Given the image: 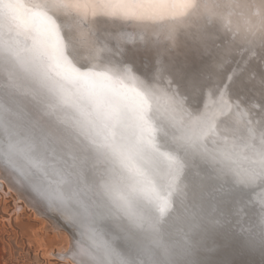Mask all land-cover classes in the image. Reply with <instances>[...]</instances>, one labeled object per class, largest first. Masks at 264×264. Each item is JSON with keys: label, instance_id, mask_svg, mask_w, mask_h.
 I'll use <instances>...</instances> for the list:
<instances>
[{"label": "snow or ice", "instance_id": "snow-or-ice-1", "mask_svg": "<svg viewBox=\"0 0 264 264\" xmlns=\"http://www.w3.org/2000/svg\"><path fill=\"white\" fill-rule=\"evenodd\" d=\"M181 37L210 64L174 61ZM257 59L264 0H0V160L92 237L108 222L106 264H264Z\"/></svg>", "mask_w": 264, "mask_h": 264}, {"label": "rangeland", "instance_id": "rangeland-1", "mask_svg": "<svg viewBox=\"0 0 264 264\" xmlns=\"http://www.w3.org/2000/svg\"><path fill=\"white\" fill-rule=\"evenodd\" d=\"M6 182L0 178V264H74L63 256L70 238L60 224L18 197Z\"/></svg>", "mask_w": 264, "mask_h": 264}, {"label": "bare ground", "instance_id": "bare-ground-1", "mask_svg": "<svg viewBox=\"0 0 264 264\" xmlns=\"http://www.w3.org/2000/svg\"><path fill=\"white\" fill-rule=\"evenodd\" d=\"M218 43H220V41H218ZM128 47L130 50L125 55L126 59L134 58L137 61V64L141 67L150 64L151 58L153 56V52L151 50L145 49L143 47L136 50H131V46ZM169 55L177 63L191 64L194 69L202 68L211 62L209 56L199 54L190 46V44L183 42L182 37L178 43V46L173 49ZM240 62L241 57L234 54L231 67H236ZM249 68L256 74L257 78L261 73H264V63H261L259 59L253 61L252 64L249 65ZM3 79L4 76L2 73H0V82H2ZM186 104L189 108H195L196 106L202 107L200 95H189ZM0 178L5 182L7 181L8 183H6L10 185L9 187H13V190L15 189L18 197L20 196L23 198L26 203L34 207L42 215L46 214L52 216L53 219H55L60 224L64 232H66L70 238V248L68 252L65 251L66 254L63 252V254H65H62L63 256H67L68 259L70 258L74 264H95V262H93L89 257L79 254V249L84 247L92 250L101 261H104L101 257L103 251V249H101L102 247H99L97 244L94 245L87 242L86 237L79 228V222L69 214L68 210L63 205H60L56 202H49L34 189V177L28 175L27 172L22 175L16 169L6 165L3 160H0ZM95 227H99V229H105L110 233L112 232L108 226V222L96 224ZM62 255L61 257H63ZM257 256L260 260L253 256L249 258L245 256L244 258L247 259V264H261L262 257L259 254ZM67 257L63 258L65 259ZM104 264H106L105 261Z\"/></svg>", "mask_w": 264, "mask_h": 264}, {"label": "water", "instance_id": "water-1", "mask_svg": "<svg viewBox=\"0 0 264 264\" xmlns=\"http://www.w3.org/2000/svg\"><path fill=\"white\" fill-rule=\"evenodd\" d=\"M20 173V172H19ZM26 177V175H25ZM77 220V219H76ZM79 222V220H77ZM81 222H79V228L81 229V232L83 233V235L86 237V240L87 242H89L90 244H97L99 247L105 243V242H108V243H111L113 244V246H117L118 245V241H116L113 237H114V234L113 232H108L106 231L105 229H99V227H95L96 229V234H95V237H92L89 233V231L87 230V228L83 227L82 224H80ZM107 229V228H106ZM103 249V248H101ZM259 253H256V254H252V255H247V254H233L231 255L230 259H232L233 261H235V263H239V264H247V259H245L244 257L246 256L247 258L249 257H255L256 259H259V257L257 256ZM101 257L102 259L104 260V256H103V251H102V254H101ZM245 260V261H244ZM260 260V259H259ZM106 262V261H105Z\"/></svg>", "mask_w": 264, "mask_h": 264}]
</instances>
